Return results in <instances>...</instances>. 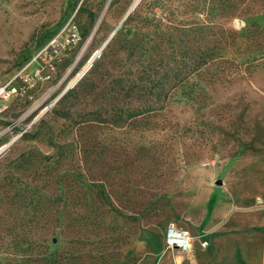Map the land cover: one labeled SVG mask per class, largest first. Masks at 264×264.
Returning <instances> with one entry per match:
<instances>
[{
  "label": "rangeland",
  "instance_id": "374dc122",
  "mask_svg": "<svg viewBox=\"0 0 264 264\" xmlns=\"http://www.w3.org/2000/svg\"><path fill=\"white\" fill-rule=\"evenodd\" d=\"M133 1L0 0V86L23 91L0 114V147L19 136L0 158V263L35 257L51 224L48 264H264V0H145L115 40L156 24L161 47L216 53L150 111L114 91L120 43L72 85ZM70 24L78 42L47 49ZM56 146L59 162L22 174L24 155ZM172 222L191 253L165 246Z\"/></svg>",
  "mask_w": 264,
  "mask_h": 264
},
{
  "label": "trees",
  "instance_id": "16d2710c",
  "mask_svg": "<svg viewBox=\"0 0 264 264\" xmlns=\"http://www.w3.org/2000/svg\"><path fill=\"white\" fill-rule=\"evenodd\" d=\"M136 9L124 20L123 24L133 20L136 21L137 27L142 21L141 9L145 0H141ZM251 3V2H250ZM241 4L248 5V3L242 2ZM230 0L226 1L225 7L227 9L232 7ZM264 5V2L262 3ZM91 19H94V14L90 13ZM122 24V25H123ZM152 38L146 37L147 34L141 29L137 28L136 32L132 36L123 34L120 38L115 40V35L119 33L116 31L115 35L104 48L100 60H97L89 70L90 74L97 72L103 60L109 57V55L116 52L115 46L120 43L119 52L121 54L123 70H120V74L114 78L115 90L125 91L127 96H138L144 99V108L139 111H150L153 109L155 103L165 106L167 100L172 91L178 86L184 83L192 74L201 68L207 62L214 59L216 53L214 49H207L201 51L198 46H167L161 47L156 42V24H153ZM251 25V28L246 30L245 36L250 39L256 34V29ZM114 31V30H113ZM112 31V32H113ZM88 34V33H86ZM149 33L148 35H150ZM110 36V35H109ZM167 42H174V36L169 33ZM106 41V40H105ZM124 64V65H123ZM72 90L66 92L57 102L58 105L63 103L72 94ZM64 118H72L69 112L63 114ZM122 118V116H119ZM65 149H70V145ZM56 152L54 154L45 155L38 152H29L21 158L20 170L22 174L33 173L37 170L39 165L44 162L55 161L59 162L61 156H66L64 147H55ZM57 159V160H56ZM102 194L104 192H101ZM22 194V193H21ZM19 200L27 201V195L22 194L18 196ZM105 198H107L105 196ZM21 201V203H22ZM40 233L43 235L42 246L40 252L35 257H24L20 254V251L15 249L12 253L14 264H48V253L51 250V243L53 240L58 241L59 230L56 226L49 224L48 226L39 227ZM62 233V232H61ZM3 264V263H0Z\"/></svg>",
  "mask_w": 264,
  "mask_h": 264
},
{
  "label": "built area",
  "instance_id": "2783aa9c",
  "mask_svg": "<svg viewBox=\"0 0 264 264\" xmlns=\"http://www.w3.org/2000/svg\"><path fill=\"white\" fill-rule=\"evenodd\" d=\"M68 28L65 37L52 40L47 49L57 52L61 47L65 48L76 44L80 38L78 28L75 24H70ZM22 93L23 91L12 82L0 86V114L6 110V105L9 101ZM192 242L193 239L190 232L176 223L172 222L166 228L164 243L167 248H177L183 253H188L192 250ZM202 243L203 245L207 244V242Z\"/></svg>",
  "mask_w": 264,
  "mask_h": 264
},
{
  "label": "water",
  "instance_id": "95a60500",
  "mask_svg": "<svg viewBox=\"0 0 264 264\" xmlns=\"http://www.w3.org/2000/svg\"><path fill=\"white\" fill-rule=\"evenodd\" d=\"M140 2H142L141 0H134L130 6V8L128 9V12L126 13V16L124 17V19L118 24V27H116L114 29V31L110 34V36L106 39V41L101 45V48L99 50H97L93 56L90 58V62H89V66L86 67V69L84 68L82 70V73L80 72L79 75L76 77V79L72 82V85L76 84L77 81L82 78L83 75H85L90 69L91 67L94 65V63L99 60L100 56L102 55V52L104 50V48L108 45V43L111 41V39L113 38V36L115 35L116 31H118V29L122 26L124 20H126V18L136 9V7L140 4ZM238 26L241 25L240 21H237ZM69 90V87H67L60 95L59 97L54 101L53 104H55L56 102H58V100ZM50 107H47L45 110L42 111V113L40 114L43 115L46 111H48ZM39 118V117H38ZM24 132V131H23ZM22 134V133H21ZM20 134V135H21ZM19 137V136H18ZM14 138L12 139L9 143L3 145L2 147H0V158L8 151V148H10V146L16 141V139L18 138ZM220 183V182H219ZM217 183V184H219Z\"/></svg>",
  "mask_w": 264,
  "mask_h": 264
},
{
  "label": "bare ground",
  "instance_id": "6f19581e",
  "mask_svg": "<svg viewBox=\"0 0 264 264\" xmlns=\"http://www.w3.org/2000/svg\"><path fill=\"white\" fill-rule=\"evenodd\" d=\"M129 8H130V7H129ZM127 12H128V10H127ZM127 12H126V13H127ZM125 16H126V14L124 15V17H125ZM124 17H123V19H124ZM123 19H122V20H123ZM89 62H90V60H89V61L87 62V64L84 66L85 69H86V67L89 66ZM84 68H83V69H84ZM83 69H82V70H83ZM81 73H82V71H81Z\"/></svg>",
  "mask_w": 264,
  "mask_h": 264
},
{
  "label": "crops",
  "instance_id": "0c3cea01",
  "mask_svg": "<svg viewBox=\"0 0 264 264\" xmlns=\"http://www.w3.org/2000/svg\"><path fill=\"white\" fill-rule=\"evenodd\" d=\"M193 248H194V243L192 242V250L188 253H191L193 251Z\"/></svg>",
  "mask_w": 264,
  "mask_h": 264
}]
</instances>
